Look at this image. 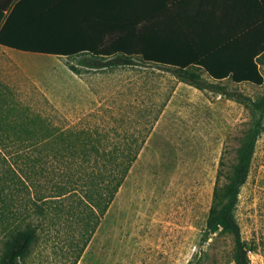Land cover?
<instances>
[{
	"label": "rangeland",
	"instance_id": "374dc122",
	"mask_svg": "<svg viewBox=\"0 0 264 264\" xmlns=\"http://www.w3.org/2000/svg\"><path fill=\"white\" fill-rule=\"evenodd\" d=\"M221 84L252 99L264 94V84ZM11 106L19 116L5 120ZM22 115L72 137L80 133L86 149L77 155L97 157L91 150L97 141L100 154L128 143L141 148L102 215L87 197L92 167H71L69 154L53 143L45 176L27 177L20 156L38 157L40 147L25 152L26 143L0 131V260L11 231L27 219L40 229L25 264H235L233 237L210 233L207 219L221 161L236 160L256 118L252 106L140 61L87 69L79 59L0 46V122H23ZM60 183L72 196L49 197L46 217L39 215L38 195H53ZM236 217L252 264H264V133Z\"/></svg>",
	"mask_w": 264,
	"mask_h": 264
},
{
	"label": "trees",
	"instance_id": "16d2710c",
	"mask_svg": "<svg viewBox=\"0 0 264 264\" xmlns=\"http://www.w3.org/2000/svg\"><path fill=\"white\" fill-rule=\"evenodd\" d=\"M17 1L0 0L1 47L71 57L79 59V65L92 69H114L136 65L140 61L168 70L198 89H210L252 106L256 118L245 134L236 160L230 165L221 161L207 219L210 233H225L233 237L235 264H252L250 248L242 236L236 210L242 187L250 175L258 140L264 133V95L252 99L242 92L228 90L221 82L230 77L236 84L263 85L260 64L264 61V0H259V17L247 15L244 27L237 36L224 38L214 49L196 55L192 46L198 45L200 40L193 37L189 30H183L184 26L174 18L126 13H84L81 10L73 14L30 16L20 13L23 0ZM163 18L166 23H160ZM165 26L168 28L163 29ZM73 70L79 71L75 66ZM203 72L209 73L213 80L205 79ZM14 111L13 106L8 107L2 117L5 120L13 115L18 117ZM24 117L22 115L23 122H0V131L4 134L11 132L22 144L26 143L25 152L40 147L41 154L38 157H32V153L20 156L27 160L23 167L25 175L30 177L32 171L45 176L51 156L48 151L55 143L57 150L64 149L69 154L67 163L70 162L71 167H84L85 171L92 167V171L87 172L90 189L87 197L91 200V208H99L103 215L137 160L141 145L128 143L115 147L109 154H100L102 142L97 141L91 147L97 157L94 158L88 152L77 155L79 150L86 149L80 133L72 137L70 134L73 132L55 128L47 122H27ZM119 150L121 152L118 153ZM37 168L38 171H35ZM95 180L96 185L93 183ZM60 186L53 195H38V202L34 204L39 215L46 217L44 202L49 197L72 196V189L65 188L61 183ZM39 201L43 204L40 205ZM39 229V224L26 219L22 226L12 230L6 240L0 264H25L39 240Z\"/></svg>",
	"mask_w": 264,
	"mask_h": 264
},
{
	"label": "crops",
	"instance_id": "0c3cea01",
	"mask_svg": "<svg viewBox=\"0 0 264 264\" xmlns=\"http://www.w3.org/2000/svg\"><path fill=\"white\" fill-rule=\"evenodd\" d=\"M78 10L84 13H126L174 18L184 26L183 30H189L193 37L200 40L198 45L192 46L196 55L214 49L224 38L237 36L244 27L247 15L259 17V0H23L20 13L30 16L73 14ZM165 21L163 18L160 23ZM260 67L263 73L264 61ZM203 77L213 80L207 72H203Z\"/></svg>",
	"mask_w": 264,
	"mask_h": 264
}]
</instances>
